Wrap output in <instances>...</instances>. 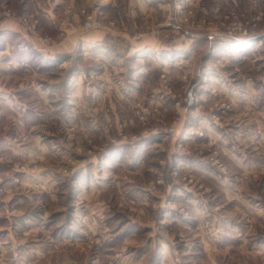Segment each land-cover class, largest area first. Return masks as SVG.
Here are the masks:
<instances>
[{
  "label": "rangeland",
  "instance_id": "obj_1",
  "mask_svg": "<svg viewBox=\"0 0 264 264\" xmlns=\"http://www.w3.org/2000/svg\"><path fill=\"white\" fill-rule=\"evenodd\" d=\"M3 1L12 16L0 23L16 20L36 40V35H44L57 43L69 30L62 21H73V15L64 14L66 7L74 14L72 7L65 6L55 19L58 33H43L38 20ZM93 1L82 8L90 10ZM155 1L171 7L159 18L162 22L144 28L143 34L159 40L163 33L158 49L139 60L149 72L125 62L111 67L104 81L86 76V83L97 85L104 98L105 115L99 118L87 111L85 117L87 128L98 136L80 133L81 125L76 124L62 143L68 149L56 148L60 154L41 159L44 164L21 158L0 167V264H264V168L240 177L201 124L219 129L238 113L248 120L263 116L264 121V5L261 0H248L243 9L231 3L221 6L217 0ZM105 2L101 30L130 33L137 12L125 11L123 5L109 14L112 0ZM229 9L247 27L242 42L211 38L212 33L227 31ZM20 17L36 26V35L26 30ZM175 38L188 44L178 56L161 49ZM120 45L122 51L124 43ZM163 73L172 92L162 98ZM112 82L117 86L113 91L107 88ZM251 82L252 92L244 94L257 97V109L241 107L243 103L225 99L221 91L222 85L239 91ZM112 102L119 106L113 117L107 107ZM143 108L149 113L143 114ZM177 119L176 138L166 136L164 130ZM29 126L2 123L0 139L12 148H24L33 135ZM261 129L264 134V124ZM250 156L264 162V147ZM194 160L219 181L232 177L227 189L233 191L226 193L208 175L177 167ZM32 176L41 185L25 181ZM188 199L196 201L195 209Z\"/></svg>",
  "mask_w": 264,
  "mask_h": 264
},
{
  "label": "crops",
  "instance_id": "obj_2",
  "mask_svg": "<svg viewBox=\"0 0 264 264\" xmlns=\"http://www.w3.org/2000/svg\"><path fill=\"white\" fill-rule=\"evenodd\" d=\"M187 1L196 4L195 0ZM7 2L19 14L38 20L43 33H58L54 24L55 19L62 15L63 7H72L74 11L72 19L77 22L82 19L77 12L86 6L89 0H7ZM217 3L221 6L231 3L241 9L249 6L248 0H217ZM123 5L125 11L133 8L139 15L130 33L69 29L67 35L61 37L52 46L42 45L26 35L16 20L7 19L0 23V124L25 123L31 125L28 129L31 128L33 132L30 145L21 149L10 147L5 138L0 139V157L4 158V161L0 162V167L6 168L9 165L7 163L12 159L21 158L34 159L44 164L41 159L47 158L48 155L60 154L56 148L63 146L67 132L76 124L81 125L80 133L83 131L88 135L90 131L93 136H98L96 132L87 128L85 117L87 111L98 115L99 118L105 115L104 98L100 94L102 90L100 91L97 85L91 86L86 83L87 75L93 80L96 78L97 81L101 79L104 81L108 78L111 67L123 66L125 62L131 63V68H136L135 66L138 65L140 72H149L148 68H141L139 60L143 54L158 49L157 46L163 41H161L163 33L159 40V36L143 34V31L147 24L162 22L171 6L160 4L155 0H112L108 9L109 14L121 10ZM261 5H264V0H261ZM159 10L163 12L159 13ZM161 17L162 19H159ZM120 42L124 43L122 51ZM184 44L187 48V43L175 38L168 43L164 42L161 49L178 56L182 53ZM252 83L245 85L243 89L240 88L239 91L232 86L227 90L225 85H222L221 91L225 99L233 103H243L240 106L244 108L248 106V109H257V97L254 100L250 95L244 94V92H252ZM114 87L117 86L112 82L107 88L113 91ZM257 89H254L255 92ZM116 102L119 103L118 100ZM107 107L112 108L113 117V109L119 106L115 107L112 102ZM238 114L227 117L225 127L224 124L220 125L219 129L211 127L204 121L201 124L222 148L224 159L234 172L244 177L246 173L258 172L260 168L262 170L264 168L262 159H256L255 162L249 159L253 150L256 152L264 147V134L261 129L264 121L263 116L251 117L248 120L246 116ZM247 124L250 127H247ZM61 128L65 136L62 139L58 134ZM23 130L27 131L26 128ZM62 148L68 149L66 145ZM261 152L257 154L262 156ZM194 161L180 162L177 167L181 170H194L204 176L208 175L214 178L215 183L223 185L226 193L233 191L227 189L232 187L234 182L231 180L232 177H229V180L225 179L226 181H219L212 172L206 171L205 166L201 164L197 166L195 163L199 162ZM25 181L32 185H41L40 179L36 176ZM233 189L235 190L236 187L234 186ZM191 201L193 204L196 202L189 200L190 203ZM195 207L196 204L194 209Z\"/></svg>",
  "mask_w": 264,
  "mask_h": 264
},
{
  "label": "built area",
  "instance_id": "obj_3",
  "mask_svg": "<svg viewBox=\"0 0 264 264\" xmlns=\"http://www.w3.org/2000/svg\"><path fill=\"white\" fill-rule=\"evenodd\" d=\"M259 0H253L254 4H257ZM106 6L105 0H94L89 9L82 8L81 15L82 20L80 23L65 19L62 21L61 26L66 27L70 30H83V31H93V30H101L104 27V8ZM64 14L66 16L73 15L71 8L66 7L64 9ZM11 11L8 9L6 3L3 0H0V19L5 17H11ZM20 21L22 25L26 28V30L32 32L33 34H37L36 26L31 24L26 17H20ZM225 27L227 29L226 32H217L212 33L211 38H231L236 41H244L245 37L248 36L247 27L242 22L238 21L235 17V13L233 9H229L225 16ZM60 34H64V29H59ZM37 41H39L42 45L49 46L55 43V40L52 37L44 36V35H36ZM161 84L164 89L161 97L171 94V87L169 78L166 73L161 74ZM143 114L149 113L148 108H143ZM140 114V113H138ZM140 119H144V115L139 117ZM179 123V119L174 121V125L167 127L164 130V134L171 138H176V126L175 124ZM177 176L178 173L175 172ZM186 180V178H185ZM191 181V180H190Z\"/></svg>",
  "mask_w": 264,
  "mask_h": 264
}]
</instances>
